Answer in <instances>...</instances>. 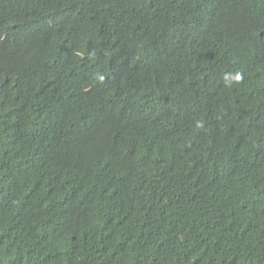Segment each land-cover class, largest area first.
Wrapping results in <instances>:
<instances>
[{
    "label": "trees",
    "instance_id": "obj_1",
    "mask_svg": "<svg viewBox=\"0 0 264 264\" xmlns=\"http://www.w3.org/2000/svg\"><path fill=\"white\" fill-rule=\"evenodd\" d=\"M0 264H264V0H0Z\"/></svg>",
    "mask_w": 264,
    "mask_h": 264
}]
</instances>
